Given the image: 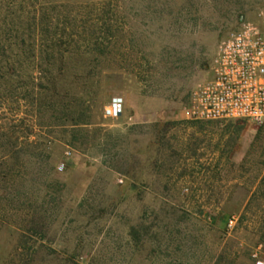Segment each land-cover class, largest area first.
<instances>
[{
    "label": "rangeland",
    "instance_id": "374dc122",
    "mask_svg": "<svg viewBox=\"0 0 264 264\" xmlns=\"http://www.w3.org/2000/svg\"><path fill=\"white\" fill-rule=\"evenodd\" d=\"M47 1L79 6L70 29L87 50L50 68L55 84L28 54L14 90L0 79V264H253L264 123L183 110L220 42L264 29V0ZM32 6L0 0V26Z\"/></svg>",
    "mask_w": 264,
    "mask_h": 264
},
{
    "label": "built area",
    "instance_id": "2783aa9c",
    "mask_svg": "<svg viewBox=\"0 0 264 264\" xmlns=\"http://www.w3.org/2000/svg\"><path fill=\"white\" fill-rule=\"evenodd\" d=\"M211 67L212 78L191 92L183 110L185 117L194 121L264 123V29L242 23L220 42ZM122 109V99L114 97L104 107L103 115L115 118ZM235 221L232 216L228 226ZM251 259L253 264H264V241L251 253Z\"/></svg>",
    "mask_w": 264,
    "mask_h": 264
},
{
    "label": "trees",
    "instance_id": "16d2710c",
    "mask_svg": "<svg viewBox=\"0 0 264 264\" xmlns=\"http://www.w3.org/2000/svg\"><path fill=\"white\" fill-rule=\"evenodd\" d=\"M24 1L33 3V9H22V13L16 17L17 22L11 19L8 22L3 21V25L0 26V59L3 62L0 66V79H3L5 88L11 90H14L18 78L17 67L20 66L19 59L23 55L28 54L27 57L44 63L45 66L37 64L33 69L40 74L44 73L47 77L46 82L53 84L54 81L50 79V68H53L56 62L64 64L66 54L75 55L86 47L85 39H81L80 33L71 30L75 26L71 10L79 6L69 3L57 4L47 0ZM59 8L68 13L61 20L53 16V12ZM79 117L77 112L70 117L72 125L88 124L87 120Z\"/></svg>",
    "mask_w": 264,
    "mask_h": 264
}]
</instances>
